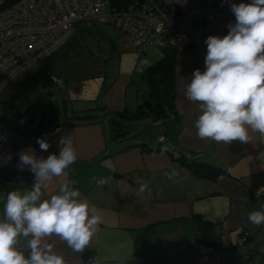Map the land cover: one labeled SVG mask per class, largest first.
<instances>
[{"label":"crops","instance_id":"1","mask_svg":"<svg viewBox=\"0 0 264 264\" xmlns=\"http://www.w3.org/2000/svg\"><path fill=\"white\" fill-rule=\"evenodd\" d=\"M162 52L148 48L139 55L119 29L80 22L60 48L0 92L1 124L26 139L46 136L56 155L60 138L71 136L77 160L66 176L45 182L43 198L72 185L90 214L102 218L82 253L55 235L43 242L65 264H213L199 260L200 249L225 236L233 247L223 264H264V226L247 219L264 204V197L253 198L264 188V135L250 131L248 142L228 144L197 137L199 106L185 90L204 61L189 42L177 46L176 114L164 122L135 120L131 115L147 93L145 73ZM187 161L222 172L196 173ZM172 170L178 175L169 179L165 173ZM137 178L148 184L143 194ZM33 183V177L9 181L0 173V195ZM244 233L247 244L234 246ZM30 238L20 237L17 245L26 254Z\"/></svg>","mask_w":264,"mask_h":264},{"label":"clouds","instance_id":"2","mask_svg":"<svg viewBox=\"0 0 264 264\" xmlns=\"http://www.w3.org/2000/svg\"><path fill=\"white\" fill-rule=\"evenodd\" d=\"M230 2V0H226ZM235 23L227 25L223 37L208 36L204 70L196 69L186 86L187 100L198 103L196 135L225 144L246 143L249 133L264 135V0L230 3ZM58 131V130H57ZM40 151L50 147L46 136L38 138ZM59 155L38 158L31 149L19 154L18 170L29 171L31 189H15L0 195V264H65L44 238L58 236L74 252L82 253L102 218L89 212L79 189L64 184L59 194L43 198L42 188L53 177L66 176L77 154L70 137L62 136ZM176 177L175 170L165 173ZM138 194L149 190L147 182L137 178ZM248 222L264 226V204L248 214ZM28 238L27 254L17 245Z\"/></svg>","mask_w":264,"mask_h":264},{"label":"built area","instance_id":"3","mask_svg":"<svg viewBox=\"0 0 264 264\" xmlns=\"http://www.w3.org/2000/svg\"><path fill=\"white\" fill-rule=\"evenodd\" d=\"M249 0H142L117 11L106 0H0V92L23 71L36 67L71 37L80 22H105L128 35L137 54L148 48L176 47L189 42L204 61L208 36L227 35L229 23H235L230 3ZM31 134L26 143L17 128L0 123V171L6 180L32 178L18 170L19 154L29 149L38 158L53 154L51 145L40 151L37 139ZM264 197V188L253 194ZM249 241L247 234L237 237L234 246ZM232 244L222 236L215 246H203L199 260L223 264Z\"/></svg>","mask_w":264,"mask_h":264},{"label":"trees","instance_id":"4","mask_svg":"<svg viewBox=\"0 0 264 264\" xmlns=\"http://www.w3.org/2000/svg\"><path fill=\"white\" fill-rule=\"evenodd\" d=\"M16 1L18 0H10V3H14ZM106 1L109 3L111 9L121 11L136 1L142 0ZM177 46L163 48L162 60L146 71L147 93L144 95L141 105H139L135 113L131 115L135 120H140L141 118L149 116L155 121L164 122L166 119L176 114L175 60L177 55ZM192 49L194 50L193 47ZM117 136H121V134H117ZM188 162L189 161L186 162L187 165L190 164ZM189 166L194 169L196 173L206 174L208 176H213L222 172L199 163H193Z\"/></svg>","mask_w":264,"mask_h":264},{"label":"rangeland","instance_id":"5","mask_svg":"<svg viewBox=\"0 0 264 264\" xmlns=\"http://www.w3.org/2000/svg\"><path fill=\"white\" fill-rule=\"evenodd\" d=\"M22 139H23L24 143H26L27 139L24 137V135H22ZM0 173H2V172H0Z\"/></svg>","mask_w":264,"mask_h":264},{"label":"bare ground","instance_id":"6","mask_svg":"<svg viewBox=\"0 0 264 264\" xmlns=\"http://www.w3.org/2000/svg\"><path fill=\"white\" fill-rule=\"evenodd\" d=\"M227 239V238H226ZM233 247V246H232Z\"/></svg>","mask_w":264,"mask_h":264}]
</instances>
